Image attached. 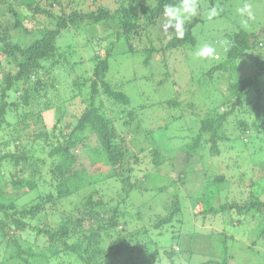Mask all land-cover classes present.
<instances>
[{
	"label": "trees",
	"instance_id": "16d2710c",
	"mask_svg": "<svg viewBox=\"0 0 264 264\" xmlns=\"http://www.w3.org/2000/svg\"><path fill=\"white\" fill-rule=\"evenodd\" d=\"M49 1L0 0V8L4 9L0 13V182H4L0 187V242L7 239L13 251L10 258L20 259L24 264H48L51 259L55 264H61L60 255L65 252L76 257L68 260L70 264H100L101 258L111 256L115 260L116 255L127 250L144 259L131 260L130 257L128 261L122 260L125 264H166V261L177 264L178 244L172 248H166L164 244L162 250L155 241L148 240L149 226L161 237L170 234L179 237L174 229L181 232L189 224L182 216L187 201L180 185L188 183L190 174L197 172L201 162L207 170L210 165L216 166L218 159L238 142L249 144L258 139L262 143L264 140V25L251 31L239 28L230 32L225 29L226 55L222 59L216 57L213 62L201 59L199 69L195 72L187 70L185 84H181L180 76L184 75L181 61L186 57L187 49L195 50L198 45L195 30L206 21L204 9L216 6L220 13H227L229 0H197L198 16L186 22L182 40L171 31L161 37L157 28L164 19V5L177 4L179 0H114L110 8L99 5L88 12L80 10L77 0H51V4ZM86 2L93 3L91 0ZM52 4L60 8L59 12H53ZM42 15L54 22L43 23ZM111 22L115 23V31L111 32L115 35L114 40L111 33L97 40L111 41V44L107 43L105 55L98 51L87 62L80 53L77 54L79 46L71 45V49L62 46L76 34L85 35L88 25ZM92 38L89 37L88 41L91 42ZM116 47L135 54L145 52L143 63L151 65L154 58L164 66L167 80L175 74L173 85L176 92L173 94L167 88L169 93L161 98L164 111L161 122L143 127L136 116L145 105L137 108L131 105L132 97L125 89L132 83L130 76L120 70L117 72L120 75L112 73L110 56ZM156 55H161V59L155 58ZM239 57L251 61L248 64L253 72L245 77L238 74ZM176 61L180 64H174ZM71 67L82 72L75 76L68 73L72 81L66 87L67 81L64 76L61 78L60 71ZM227 72L225 79L219 77L227 83V93L217 95L214 100L208 93L210 82L217 74ZM59 77V83L55 84ZM52 84L55 87L64 85L66 95L62 101L55 102L58 105L55 110L57 119L52 125L56 131L53 135L55 142L51 141L48 132H33L29 128L31 122L43 124V113L54 108L53 99L44 98L48 96L47 87ZM251 94L255 95L251 105L254 118H242L236 104L245 108L242 100ZM72 100L78 103L66 104ZM36 104H39L37 110ZM78 104L83 108L80 113L74 111ZM106 104L110 107H105ZM198 104L206 114H196ZM68 115L70 118H66ZM247 118L252 119L250 123ZM178 120H183L186 125V131L180 133V140L176 135L165 140L163 135L157 136L156 129L164 132ZM118 128L131 135L134 142H144L138 152L148 151L153 168L150 177L172 179L170 188L176 185V193L166 195L168 199L161 205L165 214L152 206L145 209V206L133 205L131 192L145 191V188L132 182L130 172L142 161L123 145L127 137L122 136ZM161 144L163 150L159 147ZM179 151L185 155L177 157ZM80 152H84V157ZM208 154L213 163L208 162ZM258 165L260 171L250 178L251 191L244 202H220L217 207L213 202L225 188L228 189L222 185L229 179L221 172H217L213 180L208 179L215 183L216 189L212 191L210 188L211 196L206 193L209 196L206 202L211 205L200 211L203 219L209 214L236 210L254 213L253 217L264 222V163ZM5 166L10 169L6 170ZM90 168L94 171L90 172ZM45 172L50 174L49 180L44 178ZM117 179L120 184L116 194L107 197V185ZM167 188L163 186L157 190L166 192ZM206 188L202 183L196 199L205 198L202 192H206ZM12 190H19L20 195H8ZM26 194L32 195L30 199L34 198L20 204L18 198ZM48 209L61 212L60 220L46 215L39 226L35 225V230L39 238L48 237L43 246L46 248L52 244L53 248L28 251L21 247L17 235L12 233L28 230V218L35 219ZM140 221L144 225L130 228ZM189 228L192 229L190 224ZM258 230V237L264 238V224ZM114 231L118 235L115 236ZM110 234L113 238L108 247H104V239ZM86 253L89 254L86 256ZM156 257H161L159 263ZM207 262L213 263L214 260Z\"/></svg>",
	"mask_w": 264,
	"mask_h": 264
},
{
	"label": "rangeland",
	"instance_id": "374dc122",
	"mask_svg": "<svg viewBox=\"0 0 264 264\" xmlns=\"http://www.w3.org/2000/svg\"><path fill=\"white\" fill-rule=\"evenodd\" d=\"M86 1L88 0H77L78 7L83 12H85V10L88 12L92 9H97L99 5H106L109 8L114 5V0H91L93 1V3H88ZM49 2L51 4V0ZM228 2L230 3V9L227 11V13L221 12L212 20L207 19L208 10L204 9V17L206 18V21L204 24L198 25L195 30L199 38L198 45L195 50L187 49V52L185 51V54L187 55L181 61L180 66L184 70L185 75L184 76L181 74L180 76L182 77L181 84H185L188 74L187 70L195 72V70H198L200 67L201 59L195 57L194 55L195 51L199 47L203 46L205 43L211 44L216 48V57L222 59L224 55H226L227 51L226 38L223 34L225 29L230 32L238 30L239 28H245L251 31L256 30L260 25H264V0H229ZM245 4L251 5V18H249L247 14L242 16L237 12V9L243 7ZM51 8L55 13L59 12L60 10V8L58 6H55L54 4H52ZM2 12H4V9L0 8V13ZM49 18L50 17H48L47 15L41 16V20L45 24H51L54 22ZM0 20H2V18H0ZM164 22L165 20L163 19V21L159 22V24L157 25L161 37L167 35L161 30V26ZM114 25L115 23L113 22L103 25H88L86 27L87 32H84L85 35L76 34L75 36H72L69 42L67 41L69 38L65 42H63L62 46H64L65 49H71V45L74 47L79 46V51L77 50V54L80 53L83 56L82 59L89 62L92 55H94L95 53L97 54L98 51H101L102 55L106 54L108 48L107 43L110 42L111 44V41H108V39H106L99 42L97 40L98 38L101 40V36L106 37L109 33H114ZM29 27L31 29L33 28L32 26ZM34 30L35 32H37L36 29ZM112 33V40H114L115 35ZM89 37H93L91 42L88 41ZM114 50L115 51L110 56L111 67L113 69L112 73L118 74L117 72L120 73V71H122L125 72L127 76H130L132 83L130 85H127L125 89L132 97L131 105L133 107L137 108L145 105V107L141 108L136 113V116L138 115V118L141 120L142 124H144L143 127H145V125H150L152 122H161L159 120L164 114L161 104V98L169 93L167 88H169V90L173 94L176 92L173 85L175 82L173 81V77L175 74L171 75L169 77V80H167L164 66L157 63L154 58L151 61V65L146 66L143 63V60L146 56L145 52L143 54L139 52L135 54L127 51H121L118 47H116ZM155 58L161 59V55H156ZM209 60L213 62V59ZM245 61V58L239 57L237 59V62L240 63L238 74L241 77H245L253 72L251 69V64H248L251 63V61H246L247 63ZM174 64L178 65L180 63L176 61ZM72 67L69 68L70 70L64 69L60 71L61 78L64 76L67 81L64 84L66 85V87L72 81V77L70 76H75V74H79L82 72L81 70H79V68L74 69ZM68 73L69 75H72L68 76ZM228 74L229 72L224 74L219 73L215 76V78L211 80V89H209L208 93L214 100L217 98V95H219L220 97V94L227 93V83L219 77L221 75L222 78L225 79ZM59 81L60 77L56 80V83H54L58 84ZM64 85L61 84L58 87H55L52 84L47 87V89H49L48 96H44V98L46 100L52 98L54 102V108H52L51 110H46L43 113V124L37 125L31 122L29 127L33 129V132L38 130H44L48 132L51 141L53 142L56 141V139L53 138V135L56 133V131L52 129V125L56 122L57 119L55 117L57 103L55 102H60L66 97V95H64ZM254 100L255 95L251 94L244 97L242 100V102L244 101L245 108H242L243 106H241L239 103L236 104V109L240 117L254 118L255 112L253 110V107L251 106ZM77 103L78 102H73L72 100L67 102L66 104ZM37 106H39V104L35 105L36 110L38 109ZM201 106L202 105L198 104L197 107H195V111L198 116H202V113L206 114ZM105 107L109 108L110 104H106ZM82 109V105L78 104L74 111H78V113H80ZM243 110L246 112H244ZM189 112L192 113V110H189ZM66 118H70V116L68 115ZM249 118L246 119L248 123H250L252 120ZM118 130L121 134H123L122 136L125 135L127 137V140L123 141V145H125L133 154L135 153L138 156V159H140L139 161H142L134 168L132 172H130L132 182H137V184H141L145 188V191L134 190L131 192L133 205L135 207L142 205L145 206V209H148L149 206H152L154 209L157 208V211L163 212L165 214V209L161 205L168 199L166 195L176 193V185H173V187L170 188L169 185H172V179H162L161 177L158 178V176H156V179H154V177H150V173L152 172L153 168L150 164V156L148 154V151L143 153L138 152L141 146H144V142H141V140H137L138 143H136L132 140L131 135H127V133H125L120 128H118ZM182 131H186V125L184 124L183 120L175 121L170 126V128L164 132H162L160 129H156L157 136L161 137V135H163V140L167 138L169 139L168 136L171 135H176L177 139L180 140V133H182ZM241 137H243V135ZM177 141L178 140H176L175 142ZM159 147H161L162 150L164 149L162 144ZM84 150L85 148H83V151ZM83 153L84 152H80V154L82 155ZM180 155H185V152L179 151L177 157H180ZM207 159L210 163L214 162L210 154H208ZM260 162L264 163V140L261 143L258 139L256 141L254 140L253 142H250L249 144L238 142L237 146L230 148L229 151L227 150L226 155L218 159V161L215 163L216 166L213 165L211 167L210 165L208 167V170L206 168V165L204 166L201 162L200 166L197 167V172L190 174L188 183L185 186L180 185L182 196H185L187 201V207L185 208L186 211H184V215L182 216L183 218L188 219L187 223L189 222L192 229L189 228L188 224V226L185 229L181 230V232L174 229L176 231L175 235H177L178 232L179 237H174L172 234L168 236L166 235L167 237H161L159 236V233L156 234V231L152 226H149L150 231L148 240L155 241L156 245H158L162 250H164V244L166 248L167 246L172 248V245L176 247V244H178L180 251H178V254L175 258L177 264H224L225 262H227V264H264V238L258 237V229L264 224V222L259 220L258 217H253L254 213L252 215V213L245 214L243 212L232 210L228 213L218 212L215 215L209 214L208 218L206 219H203L202 213H200L201 210L209 208L211 205L207 204L206 202V199L211 196L210 188L212 191L216 189L215 183L209 182L208 179H210V181L213 180L214 177L218 175L217 172L225 173L229 179V181L222 185V187L227 186L228 189H221V191H223L219 196H217L218 198L215 200V202H213V204L217 207H220V202H244L246 201V199H248L249 192L251 191L250 178L253 175L258 174L260 171V167L258 165V163ZM8 169H10V167H6V170ZM28 169L29 168H27V170ZM89 170L90 172H93L94 168H90ZM5 177L9 178L8 175H6ZM44 178H47V180H49L51 176L48 172H45ZM3 179L4 181L6 180V178ZM113 181L114 184L111 182L109 185H107V197L116 194V188L120 184L118 179ZM202 183L203 186L207 187V191L202 192L203 194H205V198L196 199L197 193L201 190ZM2 186H4L3 181L0 182V187ZM6 186L10 187V183L6 182ZM163 186H168V190L166 192L157 190L158 188H161ZM212 187L215 188L212 189ZM42 188V190H45L44 187ZM206 193H208L209 196H207L208 194ZM13 194L20 195L19 190H14L13 192L9 191L8 193V195ZM30 196L32 195L26 194L24 196H20L18 198L19 203L23 204L24 202L31 201L34 196L31 199ZM191 199L193 200L192 203L190 202ZM182 202L184 205L185 203L183 200ZM154 209L152 210V214L156 212ZM51 210L48 209L47 212L44 211V213H42L39 217L35 218L36 220L28 218L30 219V226H28V230L24 232L14 231V233H12L13 236L17 235L16 238L22 245L21 247L28 249V251H49L50 244L46 248L43 246V244H46L48 242V237L46 236L45 238H39L38 233L35 230V225L39 226L46 215H49V217L53 220H60L62 213H55ZM69 210L70 207L66 208L65 214H67L66 212H68ZM123 221L124 220H122V222ZM142 225L144 224L140 221L135 223L134 226H131L130 228L135 229L137 227H141ZM119 227L121 228L122 226ZM152 230H154L155 232ZM114 233L115 236L118 235L117 232L114 231ZM36 235L38 238L36 237ZM1 238L2 237L0 233V239ZM112 238L113 237L111 236V234L107 235V237L104 239V247H108ZM6 240L7 239L0 242V264H24V262L20 259L10 258V255H12L13 253L12 246L9 245L7 243L8 241ZM4 245H6L5 248ZM51 247L53 248L52 244L50 246V249ZM87 254L89 253H86L85 255L87 256ZM164 255H166V253H164ZM60 256L61 257L59 260L62 261L61 264H70L68 260H73V258H76L70 253L66 252L64 254L62 253V255ZM116 256L118 257L115 260H113L114 258L111 256H105L104 258H101L102 262L100 264H125L122 262V260L128 261L130 257H132L131 260L144 259L139 255L137 256V254L131 255L128 250L124 254ZM88 257H90V255H88ZM160 258L156 257V262L159 263ZM208 260H214V262L206 263V261ZM74 261L81 263V261L78 259H75ZM48 264L55 263L53 259H51ZM166 264H168V261H166Z\"/></svg>",
	"mask_w": 264,
	"mask_h": 264
},
{
	"label": "clouds",
	"instance_id": "9594fccd",
	"mask_svg": "<svg viewBox=\"0 0 264 264\" xmlns=\"http://www.w3.org/2000/svg\"><path fill=\"white\" fill-rule=\"evenodd\" d=\"M199 4L197 0H179L177 4H165L163 7V16L165 22L161 26V30L165 33L174 32L177 39H183L185 36V24L190 22L194 17L198 16ZM237 12L240 15L247 14L252 17V9L250 4H245L238 8ZM220 14V9L212 6L208 9L207 19L212 20ZM195 57L199 59H215L217 51L211 44L205 43L199 47L195 53Z\"/></svg>",
	"mask_w": 264,
	"mask_h": 264
}]
</instances>
